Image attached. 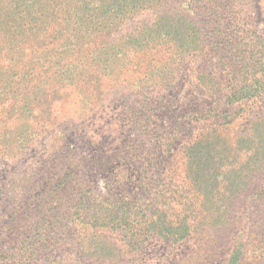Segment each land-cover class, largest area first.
Returning a JSON list of instances; mask_svg holds the SVG:
<instances>
[{
    "label": "trees",
    "instance_id": "16d2710c",
    "mask_svg": "<svg viewBox=\"0 0 264 264\" xmlns=\"http://www.w3.org/2000/svg\"><path fill=\"white\" fill-rule=\"evenodd\" d=\"M233 3L0 0V125L10 127L16 97L29 113L27 131L40 102L49 100L44 111L52 114L66 99L53 101L52 93L78 89L75 125L111 167L104 194L80 188L69 211L57 214L61 220L49 209L26 224L5 207L15 187L5 176L0 264H160L152 248H210L221 239L235 263L250 240L231 228L243 227L254 200L264 198V182H253L264 161V35L233 12ZM116 102L128 109L122 116L113 112ZM132 128L150 143L124 147L121 134ZM4 130L5 169L11 156ZM63 144L55 142L56 150L77 148L76 141ZM25 146L22 154L38 146L42 153L14 198L33 206L47 200L40 177L54 142ZM130 185L146 196L128 193ZM236 198L243 200L238 221L228 214ZM263 235L264 216L253 242Z\"/></svg>",
    "mask_w": 264,
    "mask_h": 264
},
{
    "label": "rangeland",
    "instance_id": "374dc122",
    "mask_svg": "<svg viewBox=\"0 0 264 264\" xmlns=\"http://www.w3.org/2000/svg\"><path fill=\"white\" fill-rule=\"evenodd\" d=\"M232 1L234 2L231 7L233 12L243 17V21L249 22L251 29H255L260 32V34L264 35V0ZM141 18H144V14ZM64 79L66 81L67 78L64 77ZM77 90L78 89L74 88L69 95L71 90L68 86L59 91V93H61L59 96L52 93L51 98L53 101H61V99L66 97V99L60 103L61 105L58 106V109L52 114H48V111H44V108L48 110L47 103L50 101L44 100L40 102L37 106L39 110L37 113L38 115L33 118L34 126L27 131H25V127H27L28 124L27 118H29V113L23 105H15L17 102L16 97V99L12 100L14 101V105L10 109V114L7 119L11 124V128L9 127L7 129L5 125H0V129H5L2 135V141L5 144L4 146L7 147L8 156H11L6 163L8 165L5 166V169L4 167H0V183L5 180L7 182V180L12 177L15 178V187L13 189H11L12 182H10L9 189H11V201L9 200L5 207L7 209L18 210L19 221H22L23 224L29 223V221L32 223L36 220H42L43 217L39 219V217L42 216V214H39V211L45 212L49 209L53 211L54 215H52V217L54 220H61L57 214L69 211L72 205L71 199L80 188H90L93 192H98L99 194H104L106 192L104 187L111 179V167L109 168L108 164L110 163L108 162L109 158L89 145L88 139L84 137L87 136L84 134L85 130L75 125L77 107H74V105H77V99L75 97L73 98V94L75 95ZM114 90L116 91V89ZM37 96L45 99V96L42 94L38 93ZM112 106L116 108L113 112L115 114L119 113L120 116H122L125 111H128V109L124 107L123 102H116V104ZM233 112L236 113L234 116L235 119L232 122V125L235 126L240 119V114H237L240 111L236 108L233 109ZM42 115H44L43 119L46 121L43 125H41L42 121H38V117ZM47 115L50 121H47ZM36 122H38L37 125H35ZM167 123L169 124V121ZM240 123H238V127H241ZM121 137H124L121 139V144H124V147H127L129 143L138 147L141 140H144L147 145L150 143V141H146V136L135 131L133 128L122 133ZM30 139H35L39 144L42 141L54 142V150L48 151L45 155L46 163L43 166V173L40 177V179H43H41L43 184L42 187H47L40 190V197H45L48 201L38 202L33 206H30L27 201L18 203L16 198H14V196H18L21 191V185L23 184L21 179L25 176L23 172L26 174L31 164H35L34 162L40 158L42 153V149L38 146L36 150L31 152L27 150L25 154H22L23 149L26 147L25 143ZM62 139L63 141H61ZM73 141L77 143V148L73 151L65 150L61 152V149L60 151L56 150L55 142L58 144L64 143L63 145H65L73 143ZM119 149H122V146H120ZM21 155L24 156L21 158ZM237 156L241 158L240 155ZM5 176L6 179L4 180ZM62 179H64V182L59 184ZM253 182L258 186L264 182V161L254 170ZM127 191L134 195L146 196L143 190L136 189L134 185L128 186ZM242 202L243 200L241 198H236L233 204H231L228 212L229 216L236 219V221H238V210ZM35 206L38 207L35 208ZM263 216L264 198L255 199L254 205L248 209V219L242 221L243 227L231 228L232 234L234 231L237 233L241 232V235L246 237L247 241L250 240L249 246L247 248H242L243 253L238 256L234 264H264V238H262L263 242L259 245L253 242V240L256 239L257 231L260 229ZM241 228L242 230L239 231ZM57 230L58 228H55L51 232V236L55 234ZM34 232L35 231L31 232V234ZM1 233L2 230L0 228V235H2ZM248 234H251V237L248 238ZM262 234L263 233L258 232L259 237ZM6 235L13 236L9 231H7ZM262 237H264V235ZM2 239L4 240V238ZM222 242L223 240L221 239L220 246ZM8 243L5 244V246L8 245ZM220 246L213 245L210 246V248L204 247L189 250L187 247H177L173 249V246L168 245L166 247V245H161L157 249L152 248L150 252L156 253L163 258L160 264H229L228 259L231 256L230 250L228 249L227 251L228 246L224 245V248Z\"/></svg>",
    "mask_w": 264,
    "mask_h": 264
}]
</instances>
